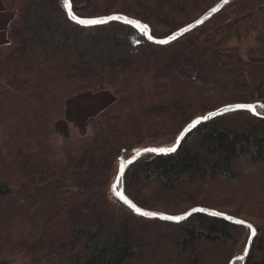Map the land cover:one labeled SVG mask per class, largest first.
<instances>
[{
  "label": "trees",
  "instance_id": "obj_1",
  "mask_svg": "<svg viewBox=\"0 0 264 264\" xmlns=\"http://www.w3.org/2000/svg\"><path fill=\"white\" fill-rule=\"evenodd\" d=\"M1 1L15 17L0 46V260L223 264L235 232L243 228L251 234L249 228L200 213L182 223L137 215L113 194L112 178L120 163L144 146L171 148L195 118L223 106L251 104L264 93V0H230L202 26L165 45L118 22L81 26L69 19L64 0H39L37 20L65 35L53 48L29 33L36 0ZM221 1L71 0L80 17L121 13L148 24L157 38L196 21ZM111 24L134 33V38L116 35L118 43L141 40L144 47L126 55L112 52L96 67L71 37L102 42ZM251 35L256 46L247 50V59L227 46ZM105 91L114 98L89 117L91 133L67 137L58 159L51 139L69 101L83 92ZM260 105L257 113L239 110L201 123L174 152L137 158L123 175L127 196L153 211L171 213L190 203L249 221L257 234L245 264H264ZM241 161L248 162L252 175L237 167ZM222 179L232 183V193H207V184ZM228 205L237 206L222 210ZM105 220L114 239L97 244ZM175 226L182 231L179 237L167 231ZM219 243L227 248L218 249ZM241 255L234 264H244Z\"/></svg>",
  "mask_w": 264,
  "mask_h": 264
},
{
  "label": "rangeland",
  "instance_id": "obj_2",
  "mask_svg": "<svg viewBox=\"0 0 264 264\" xmlns=\"http://www.w3.org/2000/svg\"><path fill=\"white\" fill-rule=\"evenodd\" d=\"M36 1L37 2L36 4H34V12H33L34 19H33V22L30 24L31 26L29 28L30 30L29 33L31 36H33L37 40V42L41 43V41L43 40H48L49 47L53 48L56 46L58 42L65 39V35L62 31H58L54 29H46L40 24V22L37 20V16L40 12V6L38 2L39 0H36ZM0 6L2 7L5 6L3 1L1 0H0ZM2 7H0V46H2L1 44H3L4 42L8 40L7 33L9 30V26H10L11 21L15 17L14 10L4 9V8L2 9ZM114 14H121V13H114ZM6 17H8L10 23ZM7 21L9 23V24L7 23L8 25H6ZM106 29H107L106 37L104 41L102 42L87 41L83 38L75 39L74 37H71L72 42L77 43L80 48L88 50V58L94 63L96 67H100L101 64L105 61V59H107L111 55L112 52H114L117 55L118 54L126 55L130 52L140 51L144 47L143 45L144 41H141V40H137L135 43H132L129 45L124 42L118 43L116 41L115 39L116 35H123V36H129V37L134 38V33L131 30L125 29L122 26H114L113 24L108 25ZM160 29L163 30L164 28H160ZM227 46L231 48H236L242 53V56L245 59H247L248 57H247L246 52L249 48L256 46V41H255L254 35H251L249 38L241 40V41H238L237 39H232L231 41L227 42ZM111 98H114V96L109 91H105L104 93L103 92H83V93H80V95L73 97L69 101L68 111L63 118L57 121L56 128H55V134L53 138L51 139L52 145L54 146L55 150L58 153V159L62 158L63 156L62 149H63L64 140L67 137H78L83 134H90L92 130L88 122L89 117L90 116L94 117V115H98L100 112H102V110H104L112 102ZM253 104L264 105V93L261 94L256 99V101H253ZM154 146H158V143H153L152 145L144 146L143 148L154 147ZM247 163L248 162L246 161L238 162L237 167L240 169L245 168L247 172L246 174L252 175L250 174V170H249L250 167L248 166ZM113 174H114V177L112 178V181L114 182L118 174L117 172H114ZM114 183L112 184V187L114 186ZM230 184L232 183H224L223 179L216 183L207 184L206 186L207 193H208V190L210 191L214 189L215 190L213 191L214 197L218 194H222L223 196L229 195L230 193H232L228 190V187L232 186ZM192 206L193 204L189 203L187 204L186 208L172 210L171 213H166V214H170V215L183 214L187 212L186 210L188 209L190 210V208L191 209L194 208ZM235 206L237 205H230V206L228 205V206H225L222 210L231 211L234 209ZM195 207H198V206H195ZM200 207H203V206H200ZM243 208L244 210H248V207L246 206V204H243ZM158 212H161V211H158ZM162 213H165V212H162ZM179 228L180 227L175 226V227H171L170 230H167V231H172L173 233L176 232V235H178L179 237V235L181 236L182 234V231ZM122 231L123 230L121 229L119 233L122 234ZM114 235H115V231L112 229L109 221L105 220L104 227L102 228L96 240V243L97 244H103V243H109V242L111 243V241L114 239ZM249 235H250V232L247 229H243V228H240L235 232L234 236L236 237V242L234 245L231 246V250H230L231 252L230 254H228V257L225 260V262H223V264H232V261L234 260L233 258H235V256L239 254L241 255L244 252L246 242L248 241ZM218 245H219L217 246L218 249L219 248L225 249V247L227 248V245H222L220 243ZM5 259H1L0 264H20L21 262V259L19 258H14V259L8 258L9 260H7V258Z\"/></svg>",
  "mask_w": 264,
  "mask_h": 264
},
{
  "label": "water",
  "instance_id": "obj_3",
  "mask_svg": "<svg viewBox=\"0 0 264 264\" xmlns=\"http://www.w3.org/2000/svg\"><path fill=\"white\" fill-rule=\"evenodd\" d=\"M230 0H228L227 3L224 2V0H222L217 6L213 7L212 9H210L209 11H207L204 15H202L199 19H197L196 21L190 23L189 25L175 31L174 33H172L171 35H169L168 37H165V38H157V37H154L152 35V30L150 28V26L140 20H137V19H134L132 17H129L127 15H124V14H111V15H107V16H99V17H92V18H88V17H80L78 16L74 9H73V6H72V12L79 18L81 19H106V22L105 23H102V24H80V23H77L75 20H72L70 18V15H69V12H68V9L66 8L67 10V14H68V17L70 20H72L73 22L81 25V26H86V27H91V26H97V25H106V24H110L112 22H118V23H122V24H126V25H129L133 28H135L136 30H138L141 34H144L146 39L151 42V43H154V44H159V45H165V44H169L173 41H176L177 39L183 37L184 35H186L187 33L195 30L196 28L202 26L205 22H207L210 18H212L215 14H217L226 4L229 3ZM69 2L71 3L72 5V2L71 0H69ZM65 3V2H64ZM113 16H121V17H126L128 20H132V21H138L140 24H145L148 26V32L147 34L141 32V30L136 27L134 24H129V23H126L124 19H120V20H115V19H107L108 17H113ZM148 35H151L153 37V39H148ZM175 36V39H171V37ZM161 40H168L169 42L168 43H158L157 41H161ZM238 105H245V104H233V105H227V106H224V107H221L215 111H212V112H209L208 114H206L205 116H201V117H208V119L206 120H201L200 123L196 124L195 126H192L193 125V121L201 118V117H198L196 118L195 120H193L190 124H188V126L183 130V132L181 133V135L178 137L177 141H176V149L179 148V146L181 145L182 141L184 140V138L192 131L194 130L197 126H199L201 123L203 122H206V121H209L213 118H216L218 116H221V115H224V114H227V113H230V112H234V111H239V110H248L246 108H240V107H237ZM251 105H255L256 104H253L251 103ZM250 111V110H248ZM257 113V112H255ZM159 149L157 147H146V148H143V149H139L135 152V154L133 155V157H131L130 159L128 160H124L120 163V166H119V173H120V168H121V164L124 163V172H123V175L125 173V169L128 165L132 164L135 162V160L137 158H139L140 156L146 154V153H156V154H164V153H161V152H151V151H145V149ZM118 173V175H119ZM123 182V176L121 177V181H120V186L118 188L119 191H122L125 195H127L125 193V190H124V187L122 186ZM122 184V185H121ZM112 192L113 194L116 196V198L122 203L124 204L125 206H127L129 209H131L132 211H134L132 208H130L127 204H125L120 198L118 195H116V193L113 191V187H112ZM128 197V196H127ZM129 198V197H128ZM130 200H132L131 198H129ZM133 201V200H132ZM134 202V201H133ZM135 203V202H134ZM136 204V203H135ZM137 205V204H136ZM138 207H140L139 205H137ZM143 211H146V212H156V213H161L163 215H168V216H184L186 213H191V215H188L185 219L183 220H180V221H173V220H164V219H161L159 217H151V216H143V215H140L138 213H135L137 215H140V216H143V217H146V218H151V219H161V220H164V221H167V222H172V223H181V222H184L186 221L187 219H189L191 216L195 215V214H206V215H210V216H214V217H219V218H223L229 222H232L234 224H237V225H242V224H239V223H236V221L238 220H243V219H240V218H237V217H233V216H230L229 214L225 213V212H220L218 210H215V209H209V208H205V207H194L192 209H190L189 211H187L186 213H183V214H179V215H170V214H166V213H162V212H158V211H153V210H149V209H144L142 207H140ZM194 209H197V211H193ZM198 209H204V211H199ZM214 213H220V215H214ZM229 217H231V219H229ZM245 222V224H243L244 226H246L247 224H251L245 220H243ZM252 225V224H251ZM253 226V225H252ZM253 228H255L253 226ZM255 234L253 235L252 232L250 234V238L248 240V243H247V247H246V250H245V253L243 255H241V257H243V260H244V264H245V260L247 258V256L249 255L250 251H251V248H252V243H253V240L257 234V229L255 228ZM237 259H234L232 261V264L235 263Z\"/></svg>",
  "mask_w": 264,
  "mask_h": 264
},
{
  "label": "snow or ice",
  "instance_id": "obj_4",
  "mask_svg": "<svg viewBox=\"0 0 264 264\" xmlns=\"http://www.w3.org/2000/svg\"><path fill=\"white\" fill-rule=\"evenodd\" d=\"M225 3L228 2V0H224ZM65 7L68 9L70 18L72 20H75L77 23L80 24H102L106 22V19H81L79 17H77L73 12H72V5L69 2V0H65ZM107 19H115V20H120V19H124L126 23L129 24H134L136 27H138L141 32L147 34L148 32V26L145 24H140L138 21H132V20H128L126 17H121V16H113V17H108ZM148 39H153V37L151 35H148ZM171 39H175V36L171 37ZM158 43H168V40H161V41H157ZM237 107L240 108H246L252 112H256V106L255 105H251V104H245V105H238ZM260 107H264V105H260ZM208 119V117H201L195 121H193V125L195 126L196 124L200 123L201 120H206ZM176 150V147L173 146L171 148H159V149H145V151H151V152H161V153H168V152H174ZM124 163L121 164V168H120V173L119 175L116 177V181L114 183L113 186V191L116 193V195L119 196V198L125 203L127 204L130 208H132L136 213L143 215V216H151V217H159L161 219L164 220H173V221H180L185 219L188 215H191V213H186L184 216H168V215H163L161 213H156V212H146L143 211L140 207H138L132 200H130L127 195H125L122 191H119L118 188L120 186V181H121V177L123 176V172H124ZM199 211H204V209H198ZM193 211H197V209H194ZM214 215H220V213H214ZM229 219H231V217H229ZM236 223L239 224H245V222L243 220H238L236 221ZM247 228H249L252 232V234H255V228H253V226L251 224H247L246 225ZM239 259H243V257H239Z\"/></svg>",
  "mask_w": 264,
  "mask_h": 264
},
{
  "label": "crops",
  "instance_id": "obj_5",
  "mask_svg": "<svg viewBox=\"0 0 264 264\" xmlns=\"http://www.w3.org/2000/svg\"><path fill=\"white\" fill-rule=\"evenodd\" d=\"M0 7H2V6H0ZM2 9H3V7H2ZM5 9V8H4ZM3 13H4V11H3ZM7 18V20L9 21V19H8V17H6ZM8 21L6 22V25H8L9 23H10V21H9V23H8ZM8 23V24H7ZM5 25V26H6ZM4 29V28H3Z\"/></svg>",
  "mask_w": 264,
  "mask_h": 264
}]
</instances>
